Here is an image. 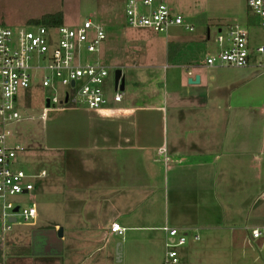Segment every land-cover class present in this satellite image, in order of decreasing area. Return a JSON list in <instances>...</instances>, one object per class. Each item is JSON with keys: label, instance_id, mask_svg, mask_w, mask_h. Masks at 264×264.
Here are the masks:
<instances>
[{"label": "crops", "instance_id": "0c3cea01", "mask_svg": "<svg viewBox=\"0 0 264 264\" xmlns=\"http://www.w3.org/2000/svg\"><path fill=\"white\" fill-rule=\"evenodd\" d=\"M1 1L2 23L18 25L57 11L64 18L55 10L12 19ZM176 4L184 18L214 20L218 32L232 22L239 2ZM178 32L147 60L127 57L138 59L136 67L143 69L134 73L126 93L121 71L120 101L113 100L109 82L101 108L69 107L81 109L82 120L72 129L65 125L70 129L66 141L51 147L62 150L63 157L49 162L51 167L41 166L46 175L35 185L42 199L39 210L35 205L36 218L49 219L35 231L39 241L29 240L28 260L161 264L167 225L188 230V241L179 249L182 264H264V236H251L252 229L264 227L260 74L219 78L220 68L183 60L191 50L188 42L197 36L187 39ZM205 37L210 39L209 28ZM151 66L171 69L156 101L147 93ZM246 69L264 71L254 64ZM196 76L198 82H189ZM113 222L124 228L121 233L110 230Z\"/></svg>", "mask_w": 264, "mask_h": 264}, {"label": "built area", "instance_id": "2783aa9c", "mask_svg": "<svg viewBox=\"0 0 264 264\" xmlns=\"http://www.w3.org/2000/svg\"><path fill=\"white\" fill-rule=\"evenodd\" d=\"M247 9L256 17V24L264 29V0H246ZM125 24L132 28L166 32L170 27L189 31L193 26L184 16L172 10L163 0H126ZM39 19V18H38ZM107 41V29L98 21L85 18L71 25L43 23L30 20L23 25L0 23V223L9 230L18 219L28 222L38 216L34 204H23L20 197L35 189L36 180L46 175L43 168H24L17 154L20 145H9L8 122L19 118L18 105L38 83L50 87L45 110L60 105L99 109L107 103L109 66L100 59L101 45ZM218 47L205 55L206 66L247 67L254 64L264 68V43L252 44L246 27L234 23L225 34L217 32ZM90 53L89 57L84 52ZM95 54V58L91 54ZM112 98L120 101L122 91L115 82L111 85ZM45 98V100H46ZM264 115V106L262 107ZM42 118L47 120L48 115ZM113 222L110 230L121 233ZM164 254L161 264H182L179 249L188 241V230L164 225ZM251 236H264V227L251 230ZM199 239L198 233H193Z\"/></svg>", "mask_w": 264, "mask_h": 264}, {"label": "rangeland", "instance_id": "374dc122", "mask_svg": "<svg viewBox=\"0 0 264 264\" xmlns=\"http://www.w3.org/2000/svg\"><path fill=\"white\" fill-rule=\"evenodd\" d=\"M125 1L8 0L7 5H5V0L1 2L4 3L3 8L12 19H18V17H23L33 11L51 12L62 10L64 13L63 22L69 25L82 21L85 18L101 22L107 29V41L101 45L100 59L104 64L109 66L108 81L110 83L114 82L115 70L120 69L122 71L126 84L123 93L127 92L130 80L134 79V73L143 69L136 67V65L140 64L138 59L145 58L147 60L153 50L159 51L161 48H164L165 38L174 36V33H177L176 36H178L179 30L187 39H191L195 35L197 36L196 41L188 42L191 45V50L183 60L186 59L190 62L204 61L208 51L212 52L218 47L215 42L217 35L216 28L218 26L214 20L208 21L206 16L195 15L197 16L196 18L192 16L185 17V21L193 26V30L191 31L182 27H178L179 30L176 27H170L166 32L156 34L149 29L132 28L125 24ZM174 2L166 0V3L176 12L182 11L176 4L179 0H174ZM238 2V9L233 14L232 22L228 24L238 23L246 27L249 31L252 44L264 43V29L256 24V17L248 11L246 0H238ZM227 26L222 28L221 32L223 34H225ZM207 28L210 29V39L208 41L205 37ZM175 46L169 45V48H174ZM89 55L90 53L84 52L85 57H89ZM91 55L94 58L96 57L93 53ZM129 55L138 59L127 60ZM131 63L134 67L128 66ZM212 67L213 69L220 68L219 78L235 76L245 79L247 77H254L256 73L260 74L257 79L262 86L259 101L261 99V103H264V71L261 72L260 69L259 71L246 69L247 67ZM170 70L168 66L160 68L147 67V76L149 77L147 93L153 94L155 101L161 99L166 73ZM53 94L50 87H42L36 83L30 90L28 98L25 96L24 101L18 105L19 118L8 122L5 126L8 131V144L12 146L20 145L24 148V150L17 154L19 165L24 168L51 167L52 165L49 162L53 159L62 158V150L51 149V147L62 146L67 139L70 129L82 120L83 113L79 108L67 107L61 114L56 116H54L55 111H57L56 108L62 106L57 105L54 108L45 110L47 108L45 106V98ZM44 113L48 115V120L42 118ZM65 125L70 129H64ZM52 168H55V166ZM43 181L44 178L37 179L36 184L40 185V182L42 183ZM39 194L34 189L28 194L22 195L20 200H22L23 204L30 203L36 205L39 210L42 201ZM48 217V215H45L28 222L18 219L17 222L11 224L9 230H2L0 223V264H54L55 261L28 260L30 255L29 240L31 239V242H34L33 239L35 242L39 241L37 236H35V231L40 228L39 225L47 223Z\"/></svg>", "mask_w": 264, "mask_h": 264}, {"label": "trees", "instance_id": "16d2710c", "mask_svg": "<svg viewBox=\"0 0 264 264\" xmlns=\"http://www.w3.org/2000/svg\"><path fill=\"white\" fill-rule=\"evenodd\" d=\"M38 21H41L43 23H62L63 22V15L60 11H57L55 13H46L43 14L39 19H36ZM28 98V96H27Z\"/></svg>", "mask_w": 264, "mask_h": 264}, {"label": "water", "instance_id": "95a60500", "mask_svg": "<svg viewBox=\"0 0 264 264\" xmlns=\"http://www.w3.org/2000/svg\"><path fill=\"white\" fill-rule=\"evenodd\" d=\"M198 82L199 81V77L196 76L194 80L192 79H189V82ZM114 82H115V85H118L119 83V89L120 90H123V77L121 76V70L120 69H116L115 72H114ZM49 104L48 102V98H46L45 100V106L47 107ZM58 235L60 236L61 235V229L58 231ZM116 255L118 256L119 255V252L117 251Z\"/></svg>", "mask_w": 264, "mask_h": 264}]
</instances>
